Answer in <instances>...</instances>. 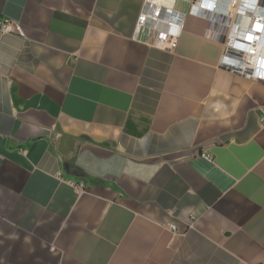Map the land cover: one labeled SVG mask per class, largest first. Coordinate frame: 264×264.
<instances>
[{"label": "crops", "instance_id": "crops-1", "mask_svg": "<svg viewBox=\"0 0 264 264\" xmlns=\"http://www.w3.org/2000/svg\"><path fill=\"white\" fill-rule=\"evenodd\" d=\"M158 2L0 0V264H264V82Z\"/></svg>", "mask_w": 264, "mask_h": 264}, {"label": "built area", "instance_id": "built-area-1", "mask_svg": "<svg viewBox=\"0 0 264 264\" xmlns=\"http://www.w3.org/2000/svg\"><path fill=\"white\" fill-rule=\"evenodd\" d=\"M187 13L156 5L144 11L137 23V34L150 31L153 46L175 51L188 17L207 23L205 37L224 45L220 67L250 81L264 82V0H191ZM9 34L24 36L22 27L8 19L0 20V40ZM251 37V39H249ZM211 160L210 156H204ZM176 231L174 225L169 226Z\"/></svg>", "mask_w": 264, "mask_h": 264}, {"label": "bare ground", "instance_id": "bare-ground-1", "mask_svg": "<svg viewBox=\"0 0 264 264\" xmlns=\"http://www.w3.org/2000/svg\"><path fill=\"white\" fill-rule=\"evenodd\" d=\"M160 1H162V2H158V3H156V5L158 4V5H160V6H163V3H165L166 2V0H160ZM156 2V1H155ZM152 3V2H151ZM154 3V2H153Z\"/></svg>", "mask_w": 264, "mask_h": 264}, {"label": "snow or ice", "instance_id": "snow-or-ice-1", "mask_svg": "<svg viewBox=\"0 0 264 264\" xmlns=\"http://www.w3.org/2000/svg\"><path fill=\"white\" fill-rule=\"evenodd\" d=\"M249 39H251V37H249Z\"/></svg>", "mask_w": 264, "mask_h": 264}]
</instances>
